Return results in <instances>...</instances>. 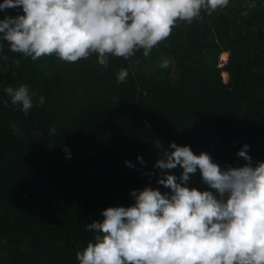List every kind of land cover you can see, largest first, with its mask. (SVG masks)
Returning <instances> with one entry per match:
<instances>
[{
	"label": "trees",
	"instance_id": "1",
	"mask_svg": "<svg viewBox=\"0 0 264 264\" xmlns=\"http://www.w3.org/2000/svg\"><path fill=\"white\" fill-rule=\"evenodd\" d=\"M256 2L178 21L149 57L110 56L107 68L95 56L33 61L0 41V264H78L93 238L86 225L103 210L131 206L130 191L145 186L169 191L143 174L161 146L207 152L223 168L242 166L236 153L247 144L253 163L264 161V0ZM163 59L171 63L161 69ZM122 68L129 75L118 83ZM22 84L33 99L26 116L4 92ZM188 187L207 190L198 171Z\"/></svg>",
	"mask_w": 264,
	"mask_h": 264
},
{
	"label": "clouds",
	"instance_id": "2",
	"mask_svg": "<svg viewBox=\"0 0 264 264\" xmlns=\"http://www.w3.org/2000/svg\"><path fill=\"white\" fill-rule=\"evenodd\" d=\"M228 4L229 0H3L0 12L19 9L22 14L0 18V41L33 61L55 56L75 63L95 56L107 68L110 56L128 59L142 50L149 57L178 21L191 24L202 18V11L215 12ZM170 63L163 59L159 67ZM128 75L122 68L117 82H125ZM4 92L28 115L33 107L28 85L9 86ZM44 102L40 97L39 103ZM11 127L20 134L15 124ZM249 149L245 144L236 153L245 162L242 166L221 168L207 152L197 155L190 146L176 143L167 149L161 146L152 170L143 174L149 180L155 176L156 184L169 191L145 186L130 191L131 206L103 210L102 220L86 225L93 238L76 252L78 264H264V161L254 164ZM136 159L146 167L142 157ZM177 167L179 176L169 174ZM197 171L207 190L188 187Z\"/></svg>",
	"mask_w": 264,
	"mask_h": 264
},
{
	"label": "built area",
	"instance_id": "3",
	"mask_svg": "<svg viewBox=\"0 0 264 264\" xmlns=\"http://www.w3.org/2000/svg\"><path fill=\"white\" fill-rule=\"evenodd\" d=\"M256 3H257L256 0H229V4L227 7H230L232 9L237 8L239 11L244 7L246 8L245 10H252L253 8L256 7Z\"/></svg>",
	"mask_w": 264,
	"mask_h": 264
},
{
	"label": "rangeland",
	"instance_id": "4",
	"mask_svg": "<svg viewBox=\"0 0 264 264\" xmlns=\"http://www.w3.org/2000/svg\"><path fill=\"white\" fill-rule=\"evenodd\" d=\"M235 13H236V11H235L234 13H232V16L235 17ZM205 58H206L207 60H210V55L207 54V55L205 56ZM222 58H224V55H220V56H219V59H222ZM173 71H174L173 69H165V73H166V75L168 76V78H169L171 81L174 82V81L176 80V76H175V73H174Z\"/></svg>",
	"mask_w": 264,
	"mask_h": 264
}]
</instances>
